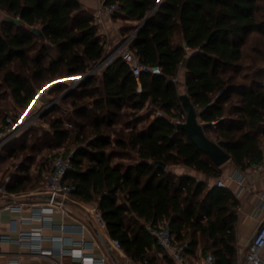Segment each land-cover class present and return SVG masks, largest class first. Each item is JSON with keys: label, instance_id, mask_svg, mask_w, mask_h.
<instances>
[{"label": "trees", "instance_id": "16d2710c", "mask_svg": "<svg viewBox=\"0 0 264 264\" xmlns=\"http://www.w3.org/2000/svg\"><path fill=\"white\" fill-rule=\"evenodd\" d=\"M110 1L119 4L115 17L124 13L134 21H143L158 3ZM0 10L10 16L0 22V103L10 97L18 107L28 108L40 90L46 97L63 91L67 82L51 83L85 75L105 57L96 19L79 0H0ZM136 27H128L127 36ZM33 28L41 29L43 37ZM129 47L142 62L160 66L162 73L142 75L141 91L122 57L100 76L93 74L62 98L71 111L55 116L53 108L40 117L49 130L35 142L27 145L15 138L2 147L9 156L22 157L6 188H33L25 184V175L37 150L61 147L73 134L77 146L66 155L73 170L65 180L76 187L80 200L98 202L110 237L121 242L130 258L153 264L149 252L155 240L147 224L166 220L188 252L202 242L217 264H238L235 226L240 203L233 191L208 188L192 175L169 169L182 165L208 177L221 176V167L174 122H185L186 113L180 83L173 77L181 66L186 68V94L201 110L200 121L210 124L212 139L225 142L233 163L246 169L260 162L264 0H163ZM245 52L251 63L243 65ZM153 113L152 120L138 128ZM10 116L0 104V128ZM213 121H218L215 128Z\"/></svg>", "mask_w": 264, "mask_h": 264}, {"label": "crops", "instance_id": "0c3cea01", "mask_svg": "<svg viewBox=\"0 0 264 264\" xmlns=\"http://www.w3.org/2000/svg\"><path fill=\"white\" fill-rule=\"evenodd\" d=\"M79 1L83 7L95 17L96 23H98L99 33L105 43V48L106 50L111 49L110 54L127 37V33L125 32L128 27H138L142 22L127 19L124 13L119 15V17H115L114 15L110 16L107 13L97 17L98 10L101 7V0ZM110 3V0L106 2L105 9ZM8 19H10V16L0 10V22ZM185 75L186 68L181 66L179 69L180 94L186 93ZM67 83L69 84L70 82ZM18 111H22V108L18 107ZM152 116L153 115L149 118H152ZM145 118L144 123L149 120L147 117ZM2 149L0 150V185L6 186L8 183L6 179L17 174L15 166L18 163V159L9 156L8 153ZM261 149L262 152H264V135L261 136ZM169 169L178 175H192L197 180L206 182L208 188L217 186V181L223 180L226 184V188L233 191L240 203L237 210L238 219L235 226L238 261L243 259L260 220L264 219V210L259 211V207L262 205V194L264 193V170L260 173H255L251 171L250 167L242 169L231 160L221 166V176L217 178L208 177L202 172L182 165L172 166L169 167ZM46 170L47 166L42 167L32 163L27 171V175H25L28 177L25 184L34 185V187L31 189L28 188L25 191H10L12 194L16 195V197L13 198H0V264H8L16 259L20 260L22 264H51L54 261L61 264H76L70 256H59L58 247L62 238L67 240L73 239L74 241H79L83 238L88 241H94L99 246H96V249L91 253L96 257L106 253L108 255L106 264H130L125 257L128 255L124 249L121 252L109 250L107 247L109 246L108 238L95 234L91 226H89L90 231L85 232V234L77 231L79 228L76 227V225L85 222L86 219L82 204H72L71 215H62L60 212H56L53 214L52 222H44L43 220L34 219L32 217L34 209L32 205H38L44 199L38 193L43 186L44 173ZM9 203H27L28 205H26L21 212H13L7 208ZM61 224L75 227L73 228L74 232H61L58 229ZM38 228L41 229L44 236L42 249L51 251V254L44 256L38 253V243L33 240H28L23 243L19 242L21 232ZM68 248H71V246H68ZM208 252H211V249H205L204 243L199 242L196 248H193V250L188 253L196 264L200 258ZM149 255L153 259V264H174L165 252L155 244L150 250Z\"/></svg>", "mask_w": 264, "mask_h": 264}, {"label": "built area", "instance_id": "2783aa9c", "mask_svg": "<svg viewBox=\"0 0 264 264\" xmlns=\"http://www.w3.org/2000/svg\"><path fill=\"white\" fill-rule=\"evenodd\" d=\"M107 1L108 0H101V7L98 10L97 17H100L104 13L112 16L115 13L119 12V4L117 2H111L105 9V4ZM16 19L19 20L20 17H17ZM134 36L135 31L131 35L127 36L121 42V44H119L117 48L101 63H103V67L105 68L109 65H112L118 57H122V59L130 67L132 74L138 82V89L141 91V76L149 74H161L162 70L158 65L153 66L142 62L140 57H138L135 52L130 49L129 44L133 40ZM186 50L187 52L191 51L189 47H186ZM173 81L180 83L179 72L175 77H173ZM43 92V90L39 92L36 99L28 107V109L24 111H18L17 118H14L13 116L8 117L7 123L0 128V150L12 139L17 138L29 123H35L36 120L40 119V117L54 105V103L46 104L41 100V94H43V97L47 96V93L45 92L44 94ZM219 95H221V93H219L218 96ZM35 102H37V105L25 119V115L31 109ZM157 114L163 115V112L158 111ZM174 122L176 124H179L184 121L176 119ZM217 123L218 121H213L212 124L214 128L216 127ZM46 157L49 159L48 166L47 170L44 173L43 186L38 193L44 199L38 205H32L34 207L32 217L34 219L36 218L43 220L44 222H52L53 214H55L56 212H60L62 215H71V205L82 204L85 210L86 219L85 222L76 225V227L79 228V230L77 231L79 233L85 234V232L90 231L89 226H91V229L95 234L108 238V245L110 247L109 250H112L113 252L123 251L121 242L110 237L106 221L104 220L98 202L93 201L87 203L80 200L75 194L76 187L66 182V175L73 170V165L70 157L64 156L61 153H48L46 154ZM249 167L252 172H262L264 170V152L261 161L253 163ZM17 168L18 165L15 166V169ZM10 179L11 178L8 177L6 179V182H9ZM217 186L226 187V184L223 180H218ZM13 197H16V195L12 194L5 185H0V198ZM26 205L28 204L9 203L7 205V208L13 212H21ZM263 210L264 193L262 194V205L259 207V211ZM73 228L75 227L61 224L58 229L63 233H68L74 232ZM147 230L149 234L154 238L155 245L161 248L174 264H195L187 251V245L180 244L177 241L176 235L172 231V228L168 221L161 220L157 224H147ZM20 235L21 237L19 239V242L21 243L28 240H33L34 242L38 243V253H40L41 255L45 256L52 253L51 251L42 249L44 236L41 229L38 228L32 229L30 231H24L21 232ZM68 246H71V248H68ZM96 246H99L96 242L88 241L87 239L83 238L79 241H74L73 239L67 240L65 238H62L58 247V254L60 257H72L76 264H106L108 260V255L106 253L99 257H96L91 253L96 249ZM125 257L128 259L130 264H149L148 260L138 262L133 260L129 256ZM8 264L22 263L20 262V260L16 259ZM51 264L61 263L54 261ZM196 264H217V261L215 255L212 252H208L203 257H201ZM238 264H264V219L260 220L259 225L251 239L245 257L239 260Z\"/></svg>", "mask_w": 264, "mask_h": 264}, {"label": "water", "instance_id": "95a60500", "mask_svg": "<svg viewBox=\"0 0 264 264\" xmlns=\"http://www.w3.org/2000/svg\"><path fill=\"white\" fill-rule=\"evenodd\" d=\"M163 0H158V3L154 10L139 24L137 29L135 30V34L147 23L149 18L152 16L154 11L159 7ZM32 32L40 37H43V33L41 29L33 28ZM103 67V63L99 64L95 68L91 69L85 75H83V79L79 81H75L72 85V88L69 92L82 85L85 81H87L96 71H99ZM82 77V76H81ZM65 93L61 96V98L68 95ZM180 99L182 101V105L184 107L186 113V121L179 123L178 128L184 131L189 139L198 147L200 151L209 156V158L214 162V164L218 167L223 166L225 163L231 160V155L225 150V142L224 141H216L208 136V130L210 129L209 123H202L199 119V112L196 107L190 100L189 96L185 94H180ZM44 103H56V100H52L46 96L41 99ZM49 108L47 111H49ZM73 157V156H72ZM71 157V158H72ZM155 165L161 166L166 169V165L162 162H157ZM102 238V237H101ZM103 239V238H102ZM107 246V245H106ZM109 249V246H107Z\"/></svg>", "mask_w": 264, "mask_h": 264}, {"label": "rangeland", "instance_id": "374dc122", "mask_svg": "<svg viewBox=\"0 0 264 264\" xmlns=\"http://www.w3.org/2000/svg\"><path fill=\"white\" fill-rule=\"evenodd\" d=\"M110 51L111 49H107L106 52H105V57L102 61H104L107 56L110 54ZM246 54V59L249 57L248 56V52H245ZM248 63H251V60L248 58L247 60H244L242 62L243 65H246ZM95 67V66H94ZM104 68V67H103ZM102 68V69H103ZM101 69V70H102ZM96 71V76H100V71ZM244 73L246 71H243ZM65 74H62V75H59V76H63ZM75 82V80H72L70 81V83L67 85V87H65L63 89V91H55L52 93L51 96H49L50 99L52 100H56V105L54 104L51 108V110L53 108V115L55 116H59V114H62V113H65V111L68 113L70 110V106L68 103H65L64 101H62V98L61 96L67 92H69V90L72 88V85L73 83ZM54 83V82H53ZM52 85V83H51ZM45 87V86H44ZM50 87V86H49ZM75 89H77V87H75L74 89H72L69 93H71L72 91H74ZM47 90V89H46ZM41 91V90H40ZM45 92V91H44ZM68 93V94H69ZM1 105H3V109H4V112L5 114H8V115H12L15 114L16 112H18V106L16 105V103L14 102L13 99H11L10 97H8V100H6L4 103H0ZM35 104V103H34ZM48 104V103H46ZM55 106V107H54ZM33 107V106H32ZM28 108H22V111L26 110ZM34 109V108H33ZM31 109V110H33ZM148 111V109H146ZM144 111V112H147V111ZM200 111V110H198ZM156 114L153 113V116L154 117ZM149 120H147L146 123H142V125H139L138 128H141L142 126L148 124L152 118H148ZM44 125V120L42 121L41 119H38L36 120L35 123H29L26 128L19 134V136L17 137V140H18V143L21 142V143H26L27 145H31L33 142H35L36 140V137L39 136V135H43L44 132L48 131L49 130V126H43ZM116 128H118V126H116ZM209 137H213L214 134L212 132H209L208 133ZM74 135L72 134L66 141L65 143L61 146V147H56L55 144H53V147L54 148H41V149H38L37 150V156L34 160V163L37 164L38 166H42V167H45V166H48V158L46 157V154L48 153H51V154H55V153H61L63 154L64 156L67 155V151H71V150H74L77 146V144L74 142ZM15 139V138H14ZM50 139V138H49ZM52 142V141H51ZM29 152V151H28ZM25 153H27V151H25ZM24 154V152H23ZM19 161L21 162L22 161V157H20L18 159V163Z\"/></svg>", "mask_w": 264, "mask_h": 264}, {"label": "bare ground", "instance_id": "6f19581e", "mask_svg": "<svg viewBox=\"0 0 264 264\" xmlns=\"http://www.w3.org/2000/svg\"><path fill=\"white\" fill-rule=\"evenodd\" d=\"M82 79H83V76L82 77H80V76L67 77L66 79L61 78L60 80H57L56 82L52 83V85H54L55 83L70 82L72 80L79 81V80H82ZM36 105H37V102H35V104L33 105V107H31V109H33ZM31 109L25 115V119L31 113V111H32Z\"/></svg>", "mask_w": 264, "mask_h": 264}]
</instances>
